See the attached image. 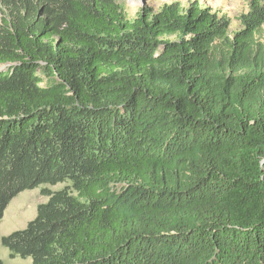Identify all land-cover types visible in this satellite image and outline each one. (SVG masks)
<instances>
[{
	"label": "trees",
	"instance_id": "trees-1",
	"mask_svg": "<svg viewBox=\"0 0 264 264\" xmlns=\"http://www.w3.org/2000/svg\"><path fill=\"white\" fill-rule=\"evenodd\" d=\"M0 0V238L30 264H264V0ZM0 264H4L0 259Z\"/></svg>",
	"mask_w": 264,
	"mask_h": 264
},
{
	"label": "rangeland",
	"instance_id": "rangeland-1",
	"mask_svg": "<svg viewBox=\"0 0 264 264\" xmlns=\"http://www.w3.org/2000/svg\"><path fill=\"white\" fill-rule=\"evenodd\" d=\"M172 1L187 6L194 0H118L124 7L126 15L131 18L141 7H149L153 11L158 10L164 3ZM202 6L211 8L230 20V31L233 33L240 28V15L246 13L249 7V0H197ZM259 39L264 43V28ZM64 184L54 186L41 185L38 188L26 189L19 192L7 205L3 217L0 220V238L13 231L23 229L28 221L36 214V207L39 203L47 201V197L40 194L41 188L52 191L62 188ZM0 259L4 264H30L31 258H10L9 251L0 243Z\"/></svg>",
	"mask_w": 264,
	"mask_h": 264
},
{
	"label": "water",
	"instance_id": "water-1",
	"mask_svg": "<svg viewBox=\"0 0 264 264\" xmlns=\"http://www.w3.org/2000/svg\"><path fill=\"white\" fill-rule=\"evenodd\" d=\"M5 67H6V66H0V71H4V70H6Z\"/></svg>",
	"mask_w": 264,
	"mask_h": 264
}]
</instances>
